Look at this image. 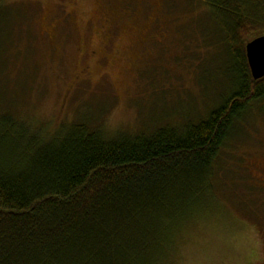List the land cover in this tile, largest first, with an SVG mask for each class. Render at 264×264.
Instances as JSON below:
<instances>
[{
  "label": "trees",
  "instance_id": "trees-1",
  "mask_svg": "<svg viewBox=\"0 0 264 264\" xmlns=\"http://www.w3.org/2000/svg\"><path fill=\"white\" fill-rule=\"evenodd\" d=\"M179 6L202 21L187 40L196 34L231 73L230 90L199 120L111 137L79 119L48 134L20 117L0 84V264H174L188 223L220 214L233 135L264 109V79H253L246 57L264 37V0Z\"/></svg>",
  "mask_w": 264,
  "mask_h": 264
},
{
  "label": "rangeland",
  "instance_id": "rangeland-1",
  "mask_svg": "<svg viewBox=\"0 0 264 264\" xmlns=\"http://www.w3.org/2000/svg\"><path fill=\"white\" fill-rule=\"evenodd\" d=\"M181 1L3 0L2 91L48 134L79 119L111 137L201 119L231 73L196 34L187 40L202 21ZM256 114L233 135L220 214L188 223L174 264H264V109Z\"/></svg>",
  "mask_w": 264,
  "mask_h": 264
},
{
  "label": "water",
  "instance_id": "water-1",
  "mask_svg": "<svg viewBox=\"0 0 264 264\" xmlns=\"http://www.w3.org/2000/svg\"><path fill=\"white\" fill-rule=\"evenodd\" d=\"M246 57L253 79L255 81L264 79V37L247 44Z\"/></svg>",
  "mask_w": 264,
  "mask_h": 264
}]
</instances>
